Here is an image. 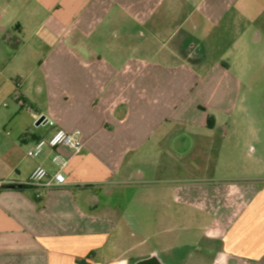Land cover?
<instances>
[{
	"label": "crops",
	"instance_id": "1",
	"mask_svg": "<svg viewBox=\"0 0 264 264\" xmlns=\"http://www.w3.org/2000/svg\"><path fill=\"white\" fill-rule=\"evenodd\" d=\"M248 2L0 0V180L25 185L0 189V264H132L160 255L131 256L145 241L129 242L123 213L100 207L98 189L133 177L132 153L149 162L163 151L176 157L173 136L184 126L216 124L194 96L220 85L221 68L205 73L191 40L199 28L238 23ZM260 7L250 31L259 23L264 37V0ZM41 116L79 132L83 151L46 147L29 157L54 131L37 125ZM57 152L69 161L66 183L26 185L37 166L56 171ZM174 192L200 213L198 224L206 218L202 228L217 227L218 240L204 237L184 256L189 245L172 241L170 264H264V181Z\"/></svg>",
	"mask_w": 264,
	"mask_h": 264
},
{
	"label": "rangeland",
	"instance_id": "2",
	"mask_svg": "<svg viewBox=\"0 0 264 264\" xmlns=\"http://www.w3.org/2000/svg\"><path fill=\"white\" fill-rule=\"evenodd\" d=\"M248 4L253 6L237 8V15H244L238 23L199 28L191 40L195 56L204 57L205 73L212 74L217 65L221 68L220 85L212 86L205 96H194V105H203L206 114L215 116L216 124L184 126L173 136L179 147L176 157L163 151L149 162L144 152L132 153L126 163L131 159L136 163L133 177L98 189L100 207L110 205L116 214L123 213L119 217L129 242L145 241L131 256L155 251L170 264L165 255L172 241L189 245L180 249L179 255L184 256L189 249L195 252L197 243H205L204 237L218 240L217 227L202 228L206 218L198 224L200 213L188 202H177L174 190L193 186L207 191L210 186L264 181V37L256 34L259 23L250 31L261 0Z\"/></svg>",
	"mask_w": 264,
	"mask_h": 264
},
{
	"label": "built area",
	"instance_id": "3",
	"mask_svg": "<svg viewBox=\"0 0 264 264\" xmlns=\"http://www.w3.org/2000/svg\"><path fill=\"white\" fill-rule=\"evenodd\" d=\"M17 85H21V80H17ZM45 125L54 128V131L48 138H42L35 142L33 147L28 150L27 155L31 158L39 157L46 147L53 150H58L61 146L71 148L75 154H79L83 151L84 146L80 138L79 132L69 133L63 128L56 127V122L49 118L43 120ZM52 162L57 167L55 172H50L44 166H37L31 174L29 180L26 182L28 186H34L39 188H52L60 186L66 183V176L64 170L68 165V159L62 156L60 153H56ZM8 184L5 180H0V189ZM40 197V194H37Z\"/></svg>",
	"mask_w": 264,
	"mask_h": 264
},
{
	"label": "water",
	"instance_id": "4",
	"mask_svg": "<svg viewBox=\"0 0 264 264\" xmlns=\"http://www.w3.org/2000/svg\"><path fill=\"white\" fill-rule=\"evenodd\" d=\"M45 119V116H41L38 121H37V125L41 124L43 122V120ZM20 185V184H19ZM18 185H15V184H6L4 187H8V188H13V187H16ZM151 260L154 261V263L156 264H166L164 263L158 256L157 253H154ZM136 264H152L151 262H149L148 260H144V261H139L137 262Z\"/></svg>",
	"mask_w": 264,
	"mask_h": 264
},
{
	"label": "flooded vegetation",
	"instance_id": "5",
	"mask_svg": "<svg viewBox=\"0 0 264 264\" xmlns=\"http://www.w3.org/2000/svg\"><path fill=\"white\" fill-rule=\"evenodd\" d=\"M153 254H154V253H151V254H149V255L146 256V257L140 258V259L136 260L135 262H133L132 264H136L137 262H139V261H144V260H148V261L151 262L152 264H156V263H154L153 260H151ZM158 256H159V258H160L164 263L169 264V263L165 262V260H164L160 255H158Z\"/></svg>",
	"mask_w": 264,
	"mask_h": 264
},
{
	"label": "trees",
	"instance_id": "6",
	"mask_svg": "<svg viewBox=\"0 0 264 264\" xmlns=\"http://www.w3.org/2000/svg\"><path fill=\"white\" fill-rule=\"evenodd\" d=\"M17 187H19V185ZM23 187H25V185H20V188H23Z\"/></svg>",
	"mask_w": 264,
	"mask_h": 264
}]
</instances>
